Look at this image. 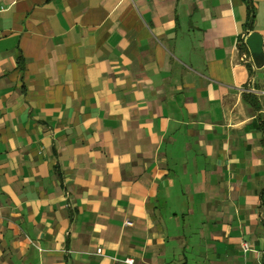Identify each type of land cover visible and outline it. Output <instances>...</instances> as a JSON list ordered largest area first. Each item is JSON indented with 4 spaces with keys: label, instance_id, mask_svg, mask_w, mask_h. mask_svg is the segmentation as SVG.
I'll list each match as a JSON object with an SVG mask.
<instances>
[{
    "label": "crops",
    "instance_id": "crops-1",
    "mask_svg": "<svg viewBox=\"0 0 264 264\" xmlns=\"http://www.w3.org/2000/svg\"><path fill=\"white\" fill-rule=\"evenodd\" d=\"M253 2L0 0V264H264Z\"/></svg>",
    "mask_w": 264,
    "mask_h": 264
},
{
    "label": "trees",
    "instance_id": "trees-1",
    "mask_svg": "<svg viewBox=\"0 0 264 264\" xmlns=\"http://www.w3.org/2000/svg\"><path fill=\"white\" fill-rule=\"evenodd\" d=\"M246 6H247V17H246V21H245V28H247L248 33L251 30H252V32H255V31H253V27H254V21L256 18V9H255V5H254L253 0H246ZM240 48L242 50H246V51L248 50L247 44H246L244 39H241ZM244 97L248 102H250L252 104V106L254 107V109L256 111H258L260 109L259 102L253 94L245 93Z\"/></svg>",
    "mask_w": 264,
    "mask_h": 264
},
{
    "label": "water",
    "instance_id": "water-1",
    "mask_svg": "<svg viewBox=\"0 0 264 264\" xmlns=\"http://www.w3.org/2000/svg\"><path fill=\"white\" fill-rule=\"evenodd\" d=\"M246 44L250 48L253 57L256 62L260 61V58L263 56V37L258 32H252L246 38ZM263 262H264V254H263Z\"/></svg>",
    "mask_w": 264,
    "mask_h": 264
},
{
    "label": "built area",
    "instance_id": "built-area-1",
    "mask_svg": "<svg viewBox=\"0 0 264 264\" xmlns=\"http://www.w3.org/2000/svg\"><path fill=\"white\" fill-rule=\"evenodd\" d=\"M125 224H126L127 226H131V225H133V221H132V220H126ZM243 248H244L245 251L249 250V246H248V244L244 243V244H243ZM97 251H98L99 253H102V252H103V249H102V248H98ZM124 261H125L126 263H129V264H133V263H134V259H133V258H130V257L125 258Z\"/></svg>",
    "mask_w": 264,
    "mask_h": 264
}]
</instances>
